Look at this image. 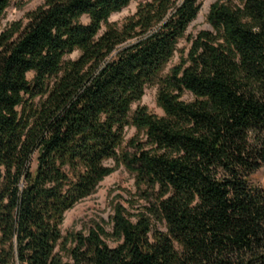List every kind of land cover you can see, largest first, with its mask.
I'll list each match as a JSON object with an SVG mask.
<instances>
[{
    "label": "trees",
    "instance_id": "trees-1",
    "mask_svg": "<svg viewBox=\"0 0 264 264\" xmlns=\"http://www.w3.org/2000/svg\"><path fill=\"white\" fill-rule=\"evenodd\" d=\"M129 2L44 0L0 31V264H264V0L217 1L194 35L201 0L110 21ZM148 86L164 115L139 105ZM129 126L144 140L124 150ZM109 160L144 205L67 247L64 215Z\"/></svg>",
    "mask_w": 264,
    "mask_h": 264
},
{
    "label": "rangeland",
    "instance_id": "rangeland-1",
    "mask_svg": "<svg viewBox=\"0 0 264 264\" xmlns=\"http://www.w3.org/2000/svg\"><path fill=\"white\" fill-rule=\"evenodd\" d=\"M146 0H130L129 4L123 7L122 10L110 15L109 19L112 22L122 24L126 17L132 15L140 2ZM201 7L197 14V18L190 23L186 32L188 35L197 34L201 29H210L207 22V14L211 5L217 1L229 2L230 0H201ZM44 0H11L8 8L0 17V31L6 28L11 23L24 19L30 11L40 7ZM188 47L187 41L181 40L177 45V50L168 63L165 72H167L172 65L179 61L181 51ZM76 54H73L74 57ZM33 73L28 74L32 78ZM157 87L148 86L139 105H145L148 111L155 115H164V110L158 105ZM183 100H192L193 96L188 92L182 97ZM138 104L133 105V109ZM123 148L129 150L128 141L144 140L143 133H139L135 127L129 126L126 128ZM107 165L113 167L112 173L99 182L95 191L84 197L81 201L76 203L74 207L67 210L64 215L63 224L61 225V233L64 241H67L66 246L71 245V238L77 233H86L89 229L95 228L98 225L102 226L107 232L111 231V216L114 209L118 206H123L128 212L134 213L138 208L144 205L141 199L140 191L137 189L134 175L125 168L121 163L114 160L107 161ZM251 184L264 189V166L254 172L249 178ZM158 227L163 226L158 224ZM108 244L114 246L115 242L107 240ZM60 244L57 245L56 251L61 254L64 260H67L66 253L60 251Z\"/></svg>",
    "mask_w": 264,
    "mask_h": 264
}]
</instances>
